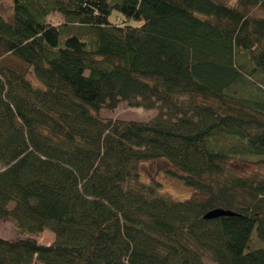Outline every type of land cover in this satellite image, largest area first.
<instances>
[{"label": "trees", "instance_id": "trees-1", "mask_svg": "<svg viewBox=\"0 0 264 264\" xmlns=\"http://www.w3.org/2000/svg\"><path fill=\"white\" fill-rule=\"evenodd\" d=\"M255 8L0 0V219L18 235L0 237V264H264V175L230 167L264 166ZM121 102L157 114L101 115ZM159 159L190 198L143 180Z\"/></svg>", "mask_w": 264, "mask_h": 264}, {"label": "rangeland", "instance_id": "rangeland-1", "mask_svg": "<svg viewBox=\"0 0 264 264\" xmlns=\"http://www.w3.org/2000/svg\"><path fill=\"white\" fill-rule=\"evenodd\" d=\"M234 1V0H230ZM254 13L261 15L264 13L259 8H255ZM264 16V15H263ZM35 81V80H34ZM157 114L156 110H146L142 108L131 107L127 102H121L114 110H102L101 115L104 117H116L120 119H135V120H148ZM169 163L166 160H151L143 162L140 165V171L144 181H159L162 183V192L169 194L177 200H185L190 198L193 194V189L186 186L182 180L174 177L166 172ZM230 167L243 175H250L259 173L264 175V166L259 167L248 161L235 160L230 163ZM3 165L0 162V170ZM14 221L12 218L0 219V237L5 239H15L17 234L14 230ZM36 238L42 244H51L55 240V232L51 226H46ZM206 263L214 264L209 259H205Z\"/></svg>", "mask_w": 264, "mask_h": 264}, {"label": "water", "instance_id": "water-1", "mask_svg": "<svg viewBox=\"0 0 264 264\" xmlns=\"http://www.w3.org/2000/svg\"><path fill=\"white\" fill-rule=\"evenodd\" d=\"M233 214H235V213L230 211V210L214 209V210L209 211L206 214V217L214 218V217H217V216H220V215H233Z\"/></svg>", "mask_w": 264, "mask_h": 264}]
</instances>
